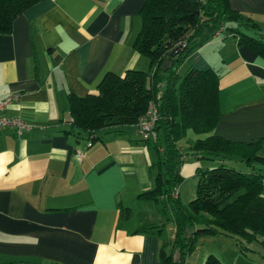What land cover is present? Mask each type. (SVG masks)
Instances as JSON below:
<instances>
[{"label": "crops", "instance_id": "1", "mask_svg": "<svg viewBox=\"0 0 264 264\" xmlns=\"http://www.w3.org/2000/svg\"><path fill=\"white\" fill-rule=\"evenodd\" d=\"M227 1L262 35L241 31L264 37V0ZM143 2L40 0L14 20L10 34L0 35V101L17 95L7 113L32 125L20 136L0 132V264H161V241L174 234L173 223L165 233V219L172 216L140 196L153 187L159 151L136 125L101 130L94 141L66 133L70 92L94 93L108 72L149 68L132 47ZM189 69L220 75L213 133L243 144L259 141L264 157V58L221 29L177 72ZM195 138L181 139L180 147ZM226 164L264 180V164ZM192 179L189 197L197 187ZM119 205L130 209L127 219H119ZM209 255L223 264H264V237L202 236L185 264H204Z\"/></svg>", "mask_w": 264, "mask_h": 264}, {"label": "trees", "instance_id": "2", "mask_svg": "<svg viewBox=\"0 0 264 264\" xmlns=\"http://www.w3.org/2000/svg\"><path fill=\"white\" fill-rule=\"evenodd\" d=\"M39 1L0 0V35L10 34L14 20ZM138 14L140 28L132 47L148 60L149 68L128 69L123 75L108 72L94 93L80 96L70 92L71 119L66 133L94 141L101 130L136 125L154 104L158 115L156 139L147 141L160 156L153 163V187L140 196L172 216L174 234L161 241V264H185L198 239L205 235L223 234L246 241L264 237L263 175L241 172L226 164L230 160L264 164L259 141L243 144L213 133L221 114L220 75L216 71L177 72L191 52L221 29L232 34L238 45L248 46L264 58V37L239 29L245 26L262 35L258 25L231 9L227 0H144ZM188 130L197 138L182 150L179 141ZM185 155L219 162L197 171L196 195L186 204L178 197ZM130 214L128 207L119 205V219ZM204 264L223 263L209 255Z\"/></svg>", "mask_w": 264, "mask_h": 264}, {"label": "built area", "instance_id": "3", "mask_svg": "<svg viewBox=\"0 0 264 264\" xmlns=\"http://www.w3.org/2000/svg\"><path fill=\"white\" fill-rule=\"evenodd\" d=\"M17 95L9 96L0 101V132L6 129H13L20 136L32 128L20 115L8 114L10 106L15 103ZM157 109L154 104H150L146 113L141 116L136 124L138 132L144 140H155V124L157 122ZM79 156V155H78Z\"/></svg>", "mask_w": 264, "mask_h": 264}, {"label": "rangeland", "instance_id": "4", "mask_svg": "<svg viewBox=\"0 0 264 264\" xmlns=\"http://www.w3.org/2000/svg\"><path fill=\"white\" fill-rule=\"evenodd\" d=\"M193 137H196V134L192 131V130H188L187 131V134L185 136V138H193ZM182 139V141L185 140ZM180 144L182 143L181 141L179 142ZM185 149V146L182 147V150ZM227 162H233V160H230V161H227ZM182 175L184 177V180L181 182L180 186L183 185V192L181 194V197H182V202L183 203H187L189 200H191L194 195H193V192L196 191V184L197 183V177H198V172L196 173V171H202V170H205L206 168H212V167H215V166H218L219 162L217 160H211V159H194L192 158L191 156H187L185 155L184 158H183V163H182ZM154 171V170H153ZM155 173V171H154ZM188 173L190 174H196L194 177H191V175L188 176ZM192 178H195L196 181H195V189L193 190V185H192V193H191V190H190V196L188 195V189H189V184H191V182L193 183V179ZM192 194V195H191ZM193 196V197H192ZM140 216H141V212L137 213L132 221V224L131 226H137V223L136 221H138L140 219ZM167 217V216H166ZM165 222L167 223V227L165 228V233L167 234V232H169L170 230V226L172 225L173 221L171 219V217L168 219H165ZM169 234V233H168Z\"/></svg>", "mask_w": 264, "mask_h": 264}]
</instances>
